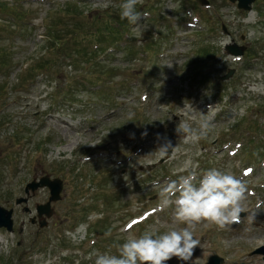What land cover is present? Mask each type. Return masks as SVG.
Returning <instances> with one entry per match:
<instances>
[{
  "label": "rangeland",
  "instance_id": "obj_1",
  "mask_svg": "<svg viewBox=\"0 0 264 264\" xmlns=\"http://www.w3.org/2000/svg\"><path fill=\"white\" fill-rule=\"evenodd\" d=\"M122 1L0 0V264H264V0ZM77 5L85 27L51 36ZM45 175L63 190L41 227L50 190L16 199Z\"/></svg>",
  "mask_w": 264,
  "mask_h": 264
},
{
  "label": "trees",
  "instance_id": "obj_2",
  "mask_svg": "<svg viewBox=\"0 0 264 264\" xmlns=\"http://www.w3.org/2000/svg\"><path fill=\"white\" fill-rule=\"evenodd\" d=\"M77 1L81 2L83 0H77ZM122 3L124 5L123 9H125V7H126V8H129V10H130L128 12L127 16L130 15V17L133 18V16L138 13L140 7H137V3L135 0H123ZM80 9L81 8L78 5L75 7L74 6L73 7L72 6L65 7L63 9L64 10L63 12L67 13L68 16L76 22H74L73 25L71 23H69L66 26L63 24L64 21H62V20L60 21L61 23L60 22L59 23L58 22L53 23L52 24L53 27H51V31H52L51 36L54 34H58L61 29H66V30L70 31V28H76V25H78V28L81 26L85 27V22H86V20H88L89 17L87 14L84 13V11L80 12L79 11ZM0 11H9V7L7 6V4H5V3L0 4ZM6 14H8V13H6ZM9 14H11V13H9ZM120 15H122V14H120ZM125 17H126L125 15L117 16V20H115L113 22L106 21L105 26L107 28V31H105V35H103V34L101 35V38H103V41H101L100 43H102V45H100L99 42L98 43L93 42L92 44H90L91 51L90 52L85 51L84 55L86 57H89L91 55V56H94V58H95L99 54V52L103 51V52L107 53V51L110 48H114L113 45L117 46V43L119 44L118 38L121 37L122 34L124 35V37L127 34L126 32L123 31L124 30L123 19H125ZM97 30H99V28H97ZM45 32H46V30H45ZM106 41H109V42H106ZM111 42H112V44H111ZM120 44H121V42H120ZM70 45L71 44H68V43L57 44V42H56L53 46H51L54 49L51 50L50 52H48L47 57H53L56 59H61V56H67L68 55V57H69L68 62H69L72 59V56L70 54H68V52H66L63 48H64V46H65V48L66 47L70 48ZM93 45L95 46V48ZM59 46L62 47V49H63L62 51L59 48ZM82 50L84 51L83 47L76 48V51L78 54H81L83 52ZM200 50L201 51H200L199 55H201L202 58H206L209 56L210 50H208L206 47L200 48ZM64 51L66 52V55H64V53H65ZM147 51L149 52V50H147ZM44 58L45 57H43V59ZM69 63H73L72 60ZM93 236L94 235H92L91 238H93Z\"/></svg>",
  "mask_w": 264,
  "mask_h": 264
},
{
  "label": "water",
  "instance_id": "obj_3",
  "mask_svg": "<svg viewBox=\"0 0 264 264\" xmlns=\"http://www.w3.org/2000/svg\"><path fill=\"white\" fill-rule=\"evenodd\" d=\"M201 4L207 5V0H198ZM232 2H237L238 8L250 10L251 5L254 2V0H230ZM228 51L230 54L239 56L243 54V48H237V47H228ZM232 70L224 77L223 79H226L232 75ZM171 147H169L166 152L170 153ZM48 187L50 190V196L46 203L43 204H37L36 210L38 213V217L41 218L39 221L40 226L44 227L47 225L46 218H50L54 212L51 204L52 202L60 201L62 198V190H63V181L59 178H53L51 179L48 175H45L41 177L39 180L33 179L32 181L28 182L25 186V193L26 196H21L16 199V203H26L38 189ZM26 211L30 210L27 208ZM45 216V218H43ZM36 219L32 218V222L35 223ZM13 210L7 209L2 206H0V228H5L7 231L12 232L13 231ZM255 253L262 254L264 259V245L256 249ZM223 261L220 257L213 255L209 258L208 264H221Z\"/></svg>",
  "mask_w": 264,
  "mask_h": 264
},
{
  "label": "bare ground",
  "instance_id": "obj_4",
  "mask_svg": "<svg viewBox=\"0 0 264 264\" xmlns=\"http://www.w3.org/2000/svg\"><path fill=\"white\" fill-rule=\"evenodd\" d=\"M262 231H264V227L262 228H260V231H259V233H261ZM258 233V237L257 236H250V238L252 239V240H255L256 238H258L259 239V242L260 243H262V242H264V235H262V234H259Z\"/></svg>",
  "mask_w": 264,
  "mask_h": 264
}]
</instances>
